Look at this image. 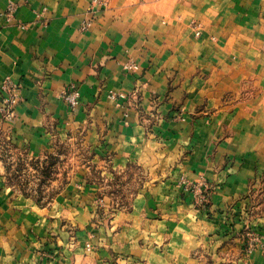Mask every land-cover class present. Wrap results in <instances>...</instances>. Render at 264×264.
Segmentation results:
<instances>
[{
    "label": "crops",
    "instance_id": "crops-1",
    "mask_svg": "<svg viewBox=\"0 0 264 264\" xmlns=\"http://www.w3.org/2000/svg\"><path fill=\"white\" fill-rule=\"evenodd\" d=\"M6 77L9 147L48 159L77 140L91 159L39 207L0 151V264H264L242 236L264 245V0H0ZM132 165L145 180L96 228L91 169ZM182 175L210 186L205 203Z\"/></svg>",
    "mask_w": 264,
    "mask_h": 264
},
{
    "label": "rangeland",
    "instance_id": "rangeland-1",
    "mask_svg": "<svg viewBox=\"0 0 264 264\" xmlns=\"http://www.w3.org/2000/svg\"><path fill=\"white\" fill-rule=\"evenodd\" d=\"M10 129L9 123H0V140H5L0 151L5 154L6 183L15 195L25 197L39 207H44L53 200L77 167L83 163L87 165L90 163L91 156L88 150L77 140L58 146L48 159L29 158L26 152L9 147L6 139ZM89 174L88 179L97 181L101 186L96 198L95 217L92 220L96 228L108 222L117 210L129 207L130 197L147 176L137 165L128 166L125 170L116 172L112 179L102 176L96 168L91 169ZM202 181L203 179L190 180L182 175L177 183L191 193L195 203H205L210 186L207 184L198 189L197 184ZM242 236L245 239L246 252L255 247L264 250L260 235L252 227L246 226ZM254 243L256 244L250 246ZM85 247L87 250L93 249L89 241L86 242Z\"/></svg>",
    "mask_w": 264,
    "mask_h": 264
},
{
    "label": "built area",
    "instance_id": "built-area-1",
    "mask_svg": "<svg viewBox=\"0 0 264 264\" xmlns=\"http://www.w3.org/2000/svg\"><path fill=\"white\" fill-rule=\"evenodd\" d=\"M99 1V0H95ZM88 23L84 25L87 26ZM127 68H136L137 66L134 63H129L126 65ZM19 86L17 83L13 82L12 79L6 77L3 79L0 85V121L3 122H11L15 117L16 106L19 102V94H18ZM111 98L117 97V95L113 92L109 93ZM64 99L69 103V105L74 109L79 104V92L74 86H70L63 92ZM198 189L200 186H207L205 182H199ZM195 187V185L193 186ZM251 244L250 246L255 245Z\"/></svg>",
    "mask_w": 264,
    "mask_h": 264
}]
</instances>
